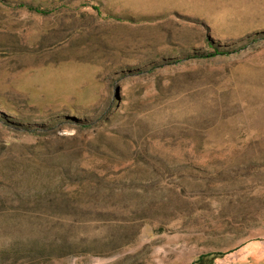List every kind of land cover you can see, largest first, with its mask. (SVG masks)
<instances>
[{"label":"rangeland","instance_id":"rangeland-1","mask_svg":"<svg viewBox=\"0 0 264 264\" xmlns=\"http://www.w3.org/2000/svg\"><path fill=\"white\" fill-rule=\"evenodd\" d=\"M194 263L264 264V0H0V264Z\"/></svg>","mask_w":264,"mask_h":264},{"label":"trees","instance_id":"trees-1","mask_svg":"<svg viewBox=\"0 0 264 264\" xmlns=\"http://www.w3.org/2000/svg\"><path fill=\"white\" fill-rule=\"evenodd\" d=\"M34 9V8H33ZM35 9H37V10H39L40 9V11H41V8H39V7H35ZM43 11V10H42ZM222 253L221 252H216V253H212V254H209V255H207L206 257H208V258H214L215 256H218V255H221ZM195 264V263H194Z\"/></svg>","mask_w":264,"mask_h":264}]
</instances>
